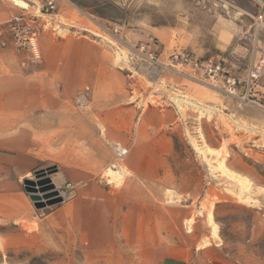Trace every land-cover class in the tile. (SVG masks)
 <instances>
[{"label": "crops", "instance_id": "crops-1", "mask_svg": "<svg viewBox=\"0 0 264 264\" xmlns=\"http://www.w3.org/2000/svg\"><path fill=\"white\" fill-rule=\"evenodd\" d=\"M247 1L254 12L239 10L254 17ZM20 14L0 1V133L20 132L0 134V224L15 225L20 236L16 245L0 237L2 251L59 252L48 264H264V256L243 244L228 249L214 240L211 210L205 216L210 230L199 220L200 207L193 210L208 188L188 183L176 170L171 132L180 127L177 111L134 102L130 81L111 70L101 48L82 39L39 37L42 64H29L12 48L5 26ZM55 83L61 84L58 94ZM87 88L90 109L60 101ZM44 99L54 105L44 107ZM32 115L51 121L41 117L28 125ZM59 124L68 134V158L57 180L73 190L64 203L35 212L20 186L39 163L28 151L26 132ZM112 141L127 151L120 186L110 183L121 180L104 183L97 176L114 159Z\"/></svg>", "mask_w": 264, "mask_h": 264}, {"label": "rangeland", "instance_id": "rangeland-1", "mask_svg": "<svg viewBox=\"0 0 264 264\" xmlns=\"http://www.w3.org/2000/svg\"><path fill=\"white\" fill-rule=\"evenodd\" d=\"M0 1L35 19L40 24L41 38L46 36L53 41L82 39L101 48L110 60L111 70L130 81L133 98H137L134 102L144 107L177 111L180 127L171 132L176 170L186 173L188 183L208 188L207 194L203 192L202 202L198 204L199 198L193 203V210L200 207L201 224L210 230L205 216L211 210L219 237L214 240H223L228 249L243 244L264 256V69L255 82L248 84L245 81L264 44V25L255 23L257 8L254 5L253 17L239 10L254 12L247 0H55V8L49 13H45V0H24L28 9H21L8 0ZM179 51L202 62L219 64L226 76L239 81L235 92H225L221 80H211L187 66H179V60L173 58ZM52 85L56 94L61 92V84ZM90 92L87 88L75 99L60 101L65 107L90 109L91 104L87 102ZM174 97L187 98L196 106H176ZM43 102L44 107L54 105V100L44 99ZM65 114L66 110L64 117ZM41 117L49 118L32 115L28 125H35L34 121ZM19 133L0 134L13 136ZM26 133L28 151L37 156L39 163L24 180L36 181L35 172L50 170L46 177L53 182L54 190H62L68 184H63L61 178L60 183L57 180L68 158L65 127L59 124ZM115 144L121 146L112 141V150ZM195 145L218 150L220 154L218 158L213 154L203 156ZM125 157L120 160L114 155L106 169L117 164L126 171ZM221 158L230 171L251 182L249 195L256 201L255 205L243 203L237 194L239 186L213 169ZM106 169L97 175L99 179L104 183L121 180L110 183L120 186L127 172L123 171L122 179L116 180L107 178ZM24 180L20 181L22 192L35 210L23 189ZM68 198L69 195L66 200ZM51 207L35 212L45 213ZM187 225L192 230L193 220ZM17 229L13 224H0V237L7 235L12 238V245L19 244ZM30 229L27 227L28 232ZM2 246L0 239V264H48L61 256L57 251L33 256L18 247L3 252Z\"/></svg>", "mask_w": 264, "mask_h": 264}, {"label": "built area", "instance_id": "built-area-1", "mask_svg": "<svg viewBox=\"0 0 264 264\" xmlns=\"http://www.w3.org/2000/svg\"><path fill=\"white\" fill-rule=\"evenodd\" d=\"M257 8V13L254 21L257 25H264V0H250ZM45 13H49L55 8V0H45ZM6 29L9 34L11 46L25 55V60L29 64H40L42 62V54L39 46L40 37V24L35 19L20 14L14 16L6 24ZM260 57L257 62L250 68L246 74L245 81L251 84L261 77L264 69V44L260 51ZM175 60H179V66H187L193 72L198 73L200 76H207L209 79L221 80L225 92L233 94L235 87L239 83L238 80L225 74L219 64H214L210 61H199L191 55L179 51L173 54ZM117 145L113 147V151L118 158H121L117 152ZM126 149V148H125ZM126 152V150H123ZM73 186L68 183L62 190H58L59 197L66 200L68 195L72 192Z\"/></svg>", "mask_w": 264, "mask_h": 264}, {"label": "bare ground", "instance_id": "bare-ground-1", "mask_svg": "<svg viewBox=\"0 0 264 264\" xmlns=\"http://www.w3.org/2000/svg\"><path fill=\"white\" fill-rule=\"evenodd\" d=\"M8 1L12 2L14 5H16V6L20 7V8H22V9H28V5L26 4V2L24 0H8ZM127 60H129V59L127 58ZM186 99L178 98V97L172 98L173 103L176 106H180L181 104L196 106L194 103H192V102H190V101H188ZM79 102H81V103L83 102V98L82 97L79 98ZM194 148L200 154H202L203 156L205 154H213V155H217V158H218V155L220 154V152L218 150H212V149H210L208 147L203 149V148H199L198 146L195 145ZM123 150H125V149H122L121 147H119V148L117 147V152H118V154L120 155L121 158L124 157L127 154V151L125 152ZM223 161H224L223 158L219 159L217 166L214 167L213 169L217 170L223 176H225L226 178L231 180L234 184L239 186L240 189H239V192H237V194H238V198L243 203H248V204H254L255 205L256 201L249 195L250 191L252 190L251 186H250L251 182L247 178H244V177H242V176L230 171L224 165ZM122 173H123V171L121 170V168H118L116 165L112 166L111 168L107 169V171H106L107 178L111 177V178L116 179V180H119L121 178ZM35 188H36V190L38 192L37 194L39 196H42V195L46 194L45 191L44 192H40V190H41L40 189L41 188L40 185L36 184ZM208 221H209L210 226L212 227L213 236L217 237V227L213 223L211 213L208 214Z\"/></svg>", "mask_w": 264, "mask_h": 264}, {"label": "water", "instance_id": "water-1", "mask_svg": "<svg viewBox=\"0 0 264 264\" xmlns=\"http://www.w3.org/2000/svg\"><path fill=\"white\" fill-rule=\"evenodd\" d=\"M46 174H50V170L35 172L36 181L27 179L23 181V189L36 210L51 207L62 202V198L54 190V185L51 179L46 177ZM36 184L41 186L40 192L45 191L46 194L39 196L35 188Z\"/></svg>", "mask_w": 264, "mask_h": 264}]
</instances>
